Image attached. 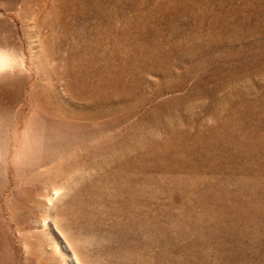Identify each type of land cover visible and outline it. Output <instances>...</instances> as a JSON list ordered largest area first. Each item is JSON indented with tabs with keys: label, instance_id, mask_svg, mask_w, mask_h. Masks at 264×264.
<instances>
[{
	"label": "rangeland",
	"instance_id": "obj_1",
	"mask_svg": "<svg viewBox=\"0 0 264 264\" xmlns=\"http://www.w3.org/2000/svg\"><path fill=\"white\" fill-rule=\"evenodd\" d=\"M0 264H264V0H0Z\"/></svg>",
	"mask_w": 264,
	"mask_h": 264
}]
</instances>
